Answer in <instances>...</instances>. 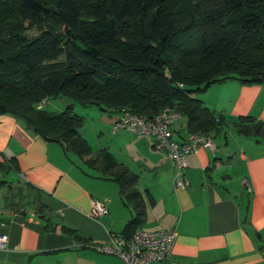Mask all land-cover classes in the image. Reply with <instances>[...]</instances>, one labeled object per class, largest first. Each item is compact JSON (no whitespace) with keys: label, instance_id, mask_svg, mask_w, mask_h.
<instances>
[{"label":"trees","instance_id":"1","mask_svg":"<svg viewBox=\"0 0 264 264\" xmlns=\"http://www.w3.org/2000/svg\"><path fill=\"white\" fill-rule=\"evenodd\" d=\"M229 79L264 83V0H0V114L64 143L115 181L133 212L125 241L145 222L146 201L154 200L107 148L92 149L79 133L84 120L74 102L146 119L170 107L189 133L212 136L227 120L194 93ZM49 97L69 103L60 112L37 108ZM232 124L239 134L264 138V122L251 115ZM11 170L18 171L16 161L0 153V174ZM23 190L11 193L17 202L9 205L35 206L45 226H55L49 209ZM60 230L76 236L65 225Z\"/></svg>","mask_w":264,"mask_h":264},{"label":"crops","instance_id":"2","mask_svg":"<svg viewBox=\"0 0 264 264\" xmlns=\"http://www.w3.org/2000/svg\"><path fill=\"white\" fill-rule=\"evenodd\" d=\"M198 98L227 124L210 135L212 141L217 138L214 149L199 147L187 155L185 188H174L175 168L165 150L154 148L151 136L111 129L121 139L119 150L111 153L137 174L138 189L142 194L148 190L154 200L146 201V219L138 229L175 232L171 255L156 264H264V138L239 134L232 124L244 115L264 122V83L230 79L211 85ZM63 100L66 107L69 101ZM186 128L181 116L171 125L173 137L186 140ZM0 153L18 166V171L0 174V181H6L0 185V233L7 235L0 264L121 263L100 250L122 237L133 215L115 181L90 171L64 143L42 139L11 114H0ZM18 187L49 209L55 226L46 227L35 206L9 205L17 202L10 195ZM93 200L104 203L105 215H88ZM61 225L76 236L63 233Z\"/></svg>","mask_w":264,"mask_h":264},{"label":"built area","instance_id":"3","mask_svg":"<svg viewBox=\"0 0 264 264\" xmlns=\"http://www.w3.org/2000/svg\"><path fill=\"white\" fill-rule=\"evenodd\" d=\"M45 100L37 108H41ZM181 117L180 113L170 107L160 110L154 117L146 119L143 116L122 110L118 119L113 123V130H127L136 136L149 135L153 138L155 149L165 150L175 168L173 179L174 188L181 189L189 185L184 174L187 167V155L196 152L199 147L214 149L210 135L192 132L184 141L173 137L171 125ZM107 213L103 202L93 200L88 213L90 217H100ZM176 234L173 230H142L137 229L128 241L123 237L112 241L111 246H101L100 250L118 256L120 264H156L169 257ZM7 235L0 233V248H4Z\"/></svg>","mask_w":264,"mask_h":264},{"label":"rangeland","instance_id":"4","mask_svg":"<svg viewBox=\"0 0 264 264\" xmlns=\"http://www.w3.org/2000/svg\"><path fill=\"white\" fill-rule=\"evenodd\" d=\"M35 34H36L35 31L27 32V36L29 37H32ZM200 95H201V91L194 93L195 97L197 96L199 97ZM63 99L65 98L49 97L48 102L43 104L42 107H44L43 109L48 111L60 112L65 109V105L62 102L64 101ZM74 105H75V109L73 110V112L75 113L76 112L75 110L81 109L82 113H78V114H81L80 116H83V120H84V124L79 131L83 132L84 138L91 145L92 149L96 151L103 147H108V149H110V152L111 150H113L114 152L118 151L119 143L121 142V139L111 134L112 126L110 127V129H108V126L111 125V121L115 118L116 114L103 111L100 109V107L96 105L82 106L77 102H74ZM216 139L214 138L213 141ZM87 169H89L92 172L98 171L97 169L91 166H88ZM0 178L2 177L0 176ZM1 192L2 190H0V200L2 194Z\"/></svg>","mask_w":264,"mask_h":264}]
</instances>
